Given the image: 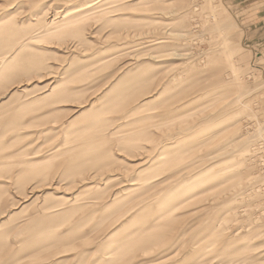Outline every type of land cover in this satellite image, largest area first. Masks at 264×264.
<instances>
[{
  "label": "rangeland",
  "instance_id": "obj_1",
  "mask_svg": "<svg viewBox=\"0 0 264 264\" xmlns=\"http://www.w3.org/2000/svg\"><path fill=\"white\" fill-rule=\"evenodd\" d=\"M238 2L0 0V264L124 236L113 264H264V21Z\"/></svg>",
  "mask_w": 264,
  "mask_h": 264
},
{
  "label": "bare ground",
  "instance_id": "obj_2",
  "mask_svg": "<svg viewBox=\"0 0 264 264\" xmlns=\"http://www.w3.org/2000/svg\"><path fill=\"white\" fill-rule=\"evenodd\" d=\"M75 4V3H74ZM72 5V4H71ZM95 5H93V4H91V5H88V6H86L85 8H81L80 10H85V9H87V8H89L90 10H88V11H85V12H81V13H78V14H75L74 15V17H79L80 15H82V14H86L87 12H89V11H92V10H94V9H96V6L94 7ZM105 10V9H104ZM102 14V13H101ZM100 14V15H101ZM105 14V13H104ZM97 15V14H96ZM99 15V16H100ZM95 16V15H94ZM102 16V15H101ZM78 20H79V18H75V19H71L70 21H68V22H65L61 27H71V26H74L75 24H77V22H78ZM9 21V18L7 19H5V20H2V21H0V26H5L6 25V23ZM61 27H59V28H61ZM46 30V29H45ZM60 30V29H59ZM58 30V31H59ZM61 31V30H60ZM56 32V31H55ZM54 32V33H55ZM26 33L27 32H25L24 34H22V35H14V36H16V40L18 41V43H19V45H18V47L14 50V52L6 59V60H3L2 62L3 63H5V65H10V64H12L13 62H15V60L17 59L16 57H17V55H18V53H19V51L21 50V49H23L24 47H28V46H31L30 44L31 43H33V41H36L37 39H39V38H41L42 39V37L43 36H45V35H48V34H50V33H52V31L51 30H47L43 35H35V34H33V35H31V36H28L26 39H24V37L23 36H25L26 35ZM53 33V34H54ZM46 37V36H45ZM174 53V52H173ZM175 54V53H174ZM181 54V53H180ZM173 55V54H172ZM177 55H179V54H177ZM176 55V56H177ZM17 62V61H16ZM14 64V63H13ZM86 153V152H85ZM247 154V153H246ZM26 162H28V164H31V163H34L32 160H28V161H26ZM210 176H212V173H210V174H204L203 172H200V173H197L196 175H195V177H194V179H195V181L194 182H191L190 184H189V188H188V190L190 191V192H193V190H194V188L196 187V185H197V183L200 181V179H203L204 177H210ZM184 190H187V187L184 189ZM169 200H171V198H168L166 201H169ZM165 201V202H166ZM175 207V206H174ZM173 206L171 207L170 206V208H167V210H162V211H160V214H159V216L160 217H162V216H164L167 212H169V211H171L173 208H174ZM158 216V217H159ZM126 240H127V236H124L123 238H120L119 240H117L116 241V243H115V245H114V247L113 248H111V249H109V250H107V251H105V252H103V256H104V259H112L111 260V262H109L108 264H113L114 262L113 261H116L117 259L116 258H119V257H116L115 255L113 256V252L115 251V250H117V249H120V250H122L123 252L122 253H124V252H127V251H129V250H131V247L129 246V247H125L124 245H125V242H126Z\"/></svg>",
  "mask_w": 264,
  "mask_h": 264
},
{
  "label": "crops",
  "instance_id": "obj_3",
  "mask_svg": "<svg viewBox=\"0 0 264 264\" xmlns=\"http://www.w3.org/2000/svg\"><path fill=\"white\" fill-rule=\"evenodd\" d=\"M238 2L240 5H242L241 9L243 8L244 10L250 11L257 9V17L264 21V0H239ZM254 4V6H253ZM251 6V7H249Z\"/></svg>",
  "mask_w": 264,
  "mask_h": 264
}]
</instances>
